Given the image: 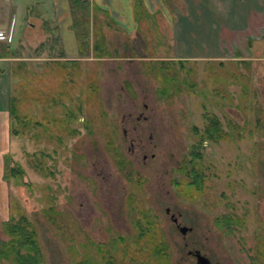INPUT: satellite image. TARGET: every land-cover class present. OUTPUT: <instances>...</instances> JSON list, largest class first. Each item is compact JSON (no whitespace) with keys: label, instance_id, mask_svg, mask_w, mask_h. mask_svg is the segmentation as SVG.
<instances>
[{"label":"rangeland","instance_id":"374dc122","mask_svg":"<svg viewBox=\"0 0 264 264\" xmlns=\"http://www.w3.org/2000/svg\"><path fill=\"white\" fill-rule=\"evenodd\" d=\"M91 6L107 54L53 62L67 54L33 43L40 34L11 43L0 264H15L3 220L21 214L38 264H195L194 249L210 264H264V60L170 58L165 43L150 47L157 34L145 44ZM208 113L224 136L197 145L203 185L189 190Z\"/></svg>","mask_w":264,"mask_h":264},{"label":"crops","instance_id":"0c3cea01","mask_svg":"<svg viewBox=\"0 0 264 264\" xmlns=\"http://www.w3.org/2000/svg\"><path fill=\"white\" fill-rule=\"evenodd\" d=\"M67 2V0H0V31L3 32L0 44L1 41L5 44V48L0 49L2 149L7 144V137L10 134L15 135L10 127L14 110L11 102L10 72L14 68L12 64L16 58L15 53H11L13 51L10 49L11 43L29 44L33 41L34 33L40 34L41 37L33 43L42 45L48 39L47 48L58 47L61 52L67 54V57L61 55L49 57L53 62L76 61L79 58L77 38L71 26ZM89 2L106 13V25L111 23L112 27L120 29L130 37L138 36V39L146 44L152 41V35L157 34L150 47L165 43L170 58L219 60L228 56L234 59L264 60V0H175L182 4L183 12L179 10L174 17L165 8L162 0H115V2L89 0ZM91 14L92 39V16L95 12ZM31 19L38 20L39 23L35 25V21ZM158 36L162 40L158 39ZM2 177L3 165L0 159V191L4 182Z\"/></svg>","mask_w":264,"mask_h":264},{"label":"trees","instance_id":"16d2710c","mask_svg":"<svg viewBox=\"0 0 264 264\" xmlns=\"http://www.w3.org/2000/svg\"><path fill=\"white\" fill-rule=\"evenodd\" d=\"M68 4L72 15L71 26L77 38V56H84L83 54L88 53V51H91L95 57L107 54L108 51L105 48L102 38L95 37L96 33L92 36L90 41L91 18L89 16L92 6L89 0H68ZM89 44H91L90 47ZM203 115L204 121L198 133V139L195 144H192L189 151V158L187 159V166L184 168L185 180L183 182L185 186H188L189 190H199L203 185L204 172L199 165L201 154L197 145L200 144L203 139L216 141L224 136L223 130L215 115L211 113ZM194 129V131L197 132L195 126ZM12 170L13 168L10 166L9 171ZM4 174L3 170V176ZM3 224L11 234L10 245L8 243V247L11 248L10 251L13 256L11 257L12 261L15 262V264H38L40 254L35 242V232L27 218L22 214L18 215L14 220L9 217L3 220ZM4 254L7 255L6 253Z\"/></svg>","mask_w":264,"mask_h":264},{"label":"water","instance_id":"95a60500","mask_svg":"<svg viewBox=\"0 0 264 264\" xmlns=\"http://www.w3.org/2000/svg\"><path fill=\"white\" fill-rule=\"evenodd\" d=\"M178 228L181 232L185 230V226L183 225L181 226L179 225ZM192 254L195 258V264H210L209 259L203 253H201L198 249L192 250Z\"/></svg>","mask_w":264,"mask_h":264},{"label":"built area","instance_id":"2783aa9c","mask_svg":"<svg viewBox=\"0 0 264 264\" xmlns=\"http://www.w3.org/2000/svg\"><path fill=\"white\" fill-rule=\"evenodd\" d=\"M3 37V32L2 31H0V38H2Z\"/></svg>","mask_w":264,"mask_h":264},{"label":"flooded vegetation","instance_id":"af4514ba","mask_svg":"<svg viewBox=\"0 0 264 264\" xmlns=\"http://www.w3.org/2000/svg\"><path fill=\"white\" fill-rule=\"evenodd\" d=\"M171 218H172V220H173V221H175V220H176V218H175L173 215L171 216Z\"/></svg>","mask_w":264,"mask_h":264}]
</instances>
